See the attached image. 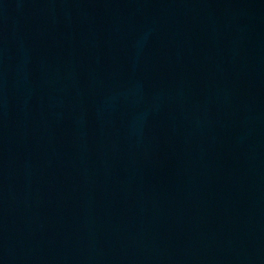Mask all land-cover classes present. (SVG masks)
Returning a JSON list of instances; mask_svg holds the SVG:
<instances>
[{"label": "water", "instance_id": "obj_1", "mask_svg": "<svg viewBox=\"0 0 264 264\" xmlns=\"http://www.w3.org/2000/svg\"><path fill=\"white\" fill-rule=\"evenodd\" d=\"M0 264H264V0H0Z\"/></svg>", "mask_w": 264, "mask_h": 264}]
</instances>
